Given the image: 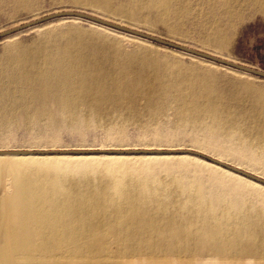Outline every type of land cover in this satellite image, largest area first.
Here are the masks:
<instances>
[{
    "label": "bare ground",
    "instance_id": "6f19581e",
    "mask_svg": "<svg viewBox=\"0 0 264 264\" xmlns=\"http://www.w3.org/2000/svg\"><path fill=\"white\" fill-rule=\"evenodd\" d=\"M23 1L30 10L32 1ZM100 1L129 20L152 19L153 13L158 23L179 18L184 27L191 21L198 43L221 51L239 23L264 17V0H127L117 7ZM74 34L49 30L32 45H5L0 132L22 121L46 131L56 122L70 130L89 123H156L172 112L182 126L225 137L224 147L264 167V92L219 85L209 75L171 78L156 60ZM16 151L29 154H8ZM95 152L0 150V264H264V185L191 150L106 157L178 159L176 172L165 166L166 177L153 176L151 167L98 166L85 159L100 156L68 155ZM186 161L209 171L194 170L195 164L191 170Z\"/></svg>",
    "mask_w": 264,
    "mask_h": 264
},
{
    "label": "rangeland",
    "instance_id": "374dc122",
    "mask_svg": "<svg viewBox=\"0 0 264 264\" xmlns=\"http://www.w3.org/2000/svg\"><path fill=\"white\" fill-rule=\"evenodd\" d=\"M31 1L32 6L30 10H25L28 2L25 3L22 0V3L18 4V0H0V33L57 12H84L111 21L112 23L264 72V17L260 14L253 18H246L247 20L245 19V21L239 23L235 32H232L234 35L230 33L232 35L230 36V40H232L228 44L230 46L222 48L221 51L220 47L217 46L209 47L199 44L197 36L195 37V32L196 34L198 32L197 29H194L196 25L193 26L194 23L190 21L188 25L183 27L184 24H181L179 18L176 17H174L176 19L171 20V23H164V25L163 23H158L157 19H154L155 15L153 13H151L152 19L145 20L136 16V19L129 20L126 15H119L113 10L105 9L100 0H80V5L73 3L74 0ZM126 1L111 0V3L113 7H117L127 3ZM19 6L20 8L18 9ZM135 12L137 13L136 9ZM184 20L187 21L186 19ZM168 26L172 32H170ZM38 27L41 29H38ZM49 30L67 31L70 34L75 33L74 36L78 35L81 37L82 42L90 44H104V46L111 44L119 46L123 51L128 53L138 52L141 56L148 57L149 60L159 62L157 63L159 68L163 67L166 69L163 70L165 71L163 74L171 78L182 79L195 75H209L219 85L237 83L244 86L243 84H245L250 85L254 90L257 89L264 92V79L250 77L220 65H212L209 62L207 63L201 59L190 57L157 44L143 42L133 37H126L122 33L103 31L104 29H101L98 25L85 21L54 20L32 29H24L9 37L1 38L0 56H2L6 44L11 42L32 45L37 42L43 32ZM146 121L144 119V122L139 121V123H89L82 130H70L63 127L61 122H56L49 131H46L43 125L33 128L26 126L25 122L22 121L19 128L0 132V150L96 151L95 153H68V155L100 156L85 159L86 164L98 166L102 164L114 165L116 167L123 166L134 171L151 167L153 176L155 177H166L168 175L165 166L172 167V170L174 169V172H176L180 168L178 159L174 157L175 159L166 160L164 164V161H162L164 159L151 161L150 159L141 157L135 159H111L106 157L123 155V153L117 152L125 151H138L137 153H125L126 155L144 156L148 154L141 151L153 150H163L164 153L162 155L164 156L168 154L180 156L186 154L181 152L191 150L201 154L199 158L211 164H214L211 161L214 159L264 179V167L255 163H248L247 160L240 158L236 152L230 151L227 145V148L224 147L223 144L228 141L225 137L217 139L213 136L210 137L203 129L191 125L182 126L179 123V119L172 112L156 123H150L149 121L145 123ZM257 153L261 155L260 150ZM49 154L50 156L61 155V153H47V155ZM189 160L191 161V159ZM188 163L189 161H186L185 165ZM193 164H195V167L197 165L198 167L201 166L199 168H204V170H208L207 168L209 167L207 165L204 167L205 164L202 163V166L201 163L193 161L187 166H193ZM194 166L193 169L199 171V168H195ZM190 169L193 170L192 167ZM203 174L207 175L206 171Z\"/></svg>",
    "mask_w": 264,
    "mask_h": 264
},
{
    "label": "water",
    "instance_id": "95a60500",
    "mask_svg": "<svg viewBox=\"0 0 264 264\" xmlns=\"http://www.w3.org/2000/svg\"><path fill=\"white\" fill-rule=\"evenodd\" d=\"M60 19H69V20L77 19L80 21H85L87 23H91V24H95L98 26L110 28V29L116 30L118 32H122V33H125L128 35H131V36H135V37H138V38L143 39L145 41H149L151 43L160 45L162 47L172 49L174 51H178V52L184 53L186 55L193 56V57L202 59L204 61L214 63L216 65H220L222 67L228 68L230 70H233V71H236L239 73L248 74V75L257 77L258 79H264V72L263 71L252 69V68H249L245 65L233 63L231 61L222 59V58L214 56V55L202 53L200 51H197V50H194L191 48H187L185 46L175 44V43L163 40L161 38L154 37L152 35L142 33L140 31H136L134 29H130V28L122 26V25H118L116 23H112L111 21H107V20L102 19L100 17H96L94 15L87 14L84 12H76V11L57 12V13L48 15L46 17L40 18L38 20H35L33 22L27 23L25 25L18 26V27L11 29L9 31L2 32V33H0V39L4 38V37H9V36L13 35L14 33L20 32L24 29L31 28L34 26H38V25H41L43 23H47L50 21L60 20ZM8 154H29V153H28V151H16L13 153H8ZM211 161H213V160H211ZM213 163L220 165L221 167H224L228 170H231V171H233V172H235V173H237V174H239L245 178H248L252 181H255L257 183L264 185V179H261L260 177L252 175V174L247 173L245 171L235 169V168L230 167L229 165H226L223 163H219V162L217 163L215 161H213Z\"/></svg>",
    "mask_w": 264,
    "mask_h": 264
}]
</instances>
